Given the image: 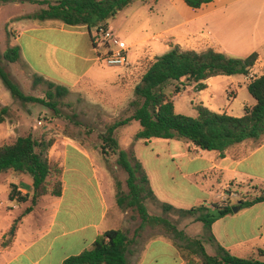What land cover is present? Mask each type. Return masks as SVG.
Returning <instances> with one entry per match:
<instances>
[{"label":"crops","instance_id":"0c3cea01","mask_svg":"<svg viewBox=\"0 0 264 264\" xmlns=\"http://www.w3.org/2000/svg\"><path fill=\"white\" fill-rule=\"evenodd\" d=\"M136 3L108 22L117 36L119 31L115 24L118 21L126 23L124 15L128 11L134 13L139 10ZM14 4L20 6L21 3ZM141 4L144 8L150 5L156 8H146V21L151 35L128 45L129 51L142 45L131 53L130 59L127 55L131 65L140 60H154L160 50L165 54L173 46L197 53L213 49L236 58H246L256 52L258 60L249 76H217L204 82L208 90L214 87L218 79H231L237 90L235 101L240 91H247L240 104L242 113H229L235 103L232 102L225 113L227 115L241 117L245 106L256 104L248 91V85L252 78L264 75V0H213L199 9L188 7L182 0H158L156 3ZM30 15L33 14L21 13L15 18L22 23L30 22ZM33 21L34 24L23 26L18 32V44H10V47H20L19 62L29 71L33 81L41 78L46 85L52 83L64 87L67 96H74L77 102L81 97L85 105L96 110L107 121L119 116L130 105L138 84H130V79L134 78L131 65L128 68L106 67L99 60V51L93 42L94 30L56 20ZM25 35H30L33 41L34 58L41 68L24 56L19 41ZM83 85L93 90L96 98L90 101L83 97ZM190 87L197 90L196 84ZM207 90H197L202 100L200 104L215 112L214 95L206 94ZM52 126L49 122L44 125V129L51 131ZM47 135L54 138L48 158L62 167V194L58 198H45L15 224V219L26 208L9 199V183H14L22 194H28L32 192V182L28 178L9 175L6 183H0H5L7 189L0 194V264H64L67 258L90 249L103 232L121 229L123 222H127L128 211L112 203V197L116 198V188L111 171L103 170L98 165L97 156L101 153L93 146L88 147L79 137L54 135L52 132ZM189 152L195 158L200 157L207 166L184 175L197 176L205 172L218 175L219 186L214 193L219 202H224V188L231 182L264 184V137L259 141L248 140L235 145L225 151L224 157L219 152H215L212 158H204L198 149ZM81 161H85L91 170H79ZM224 178L228 182L222 186ZM148 179L157 202L166 203L158 197L150 176ZM204 205L209 207L210 204L204 200ZM240 211L243 213L240 222H233L230 214L213 224L211 234L216 244L219 234L228 227L231 234L264 239V203ZM148 231L153 230H146L144 241L130 248L127 255L130 264H186L175 240L166 233L151 234ZM224 248L231 253L227 246ZM205 250L207 252L206 247Z\"/></svg>","mask_w":264,"mask_h":264},{"label":"trees","instance_id":"16d2710c","mask_svg":"<svg viewBox=\"0 0 264 264\" xmlns=\"http://www.w3.org/2000/svg\"><path fill=\"white\" fill-rule=\"evenodd\" d=\"M182 1L192 9H199L213 0ZM17 2L47 5L40 12L30 15L29 19L56 20L66 25L86 26L89 30H95L99 25H108L110 20L117 18L122 11L136 2L146 5L156 3L158 0H58L56 3L46 0H0V5ZM101 56L104 57V54L101 53ZM20 57L19 46H9L3 56L0 55V79L3 86L10 92L13 100L23 105L42 104L54 111L58 117L59 112L56 107L67 96V90L48 83L46 94L48 100L26 95L19 83L1 65L2 59L15 64L20 61ZM257 60L256 52L246 58H236L213 49L197 53L173 46L170 51L149 63L140 82L134 88V99L129 105L130 114L109 123L105 132L100 135L102 154L117 156V165L128 176L126 193L122 192L121 183L115 181L117 205L121 210L130 209L137 213L140 224L132 238L122 229L103 232L90 249L67 258L64 264H130L127 255L131 246L138 243V238L146 229L156 228L171 234L175 243L177 241L181 243H177V246L186 264H264L263 250L259 251L261 259L253 257L244 259L216 244L217 254L211 256L207 254L201 240L188 238L168 217L150 214L146 201L157 202V200L143 165L133 152L122 149L115 138L118 129L136 121L140 129L134 136L135 141L147 144L152 139L183 140L189 144L188 151L198 149L219 152L221 157H224L225 151L235 145L248 140H261L264 137V75L251 79L248 91L256 100V104L252 107L245 106L244 115L241 117L216 113L202 104L196 106L195 117L178 114L174 106L175 95L165 92L169 85L183 80L187 82L184 86L196 84L197 90L201 91L206 88L204 82L213 77L249 76ZM42 81L41 78H35L33 85ZM180 92V88L177 87L176 95ZM9 117L10 108L0 105V124L5 123ZM52 144L53 141L45 143L43 140H37L32 133H28L0 146V179L5 175H13L28 178L32 182L30 194H22L14 183H9L11 201L20 205L30 202V206L15 219V224L22 216L31 213L45 198H58L62 194V167L48 158L47 151ZM6 180L3 181L6 183ZM239 202L240 205L227 204L223 207L214 203V212L204 204L191 209H177L166 203L160 204V207L165 215L175 213L180 217H191L195 222H201L205 230L211 234L213 224L233 214V207L240 206V209H246L264 203V184L254 185V193L245 196ZM210 239L216 243L212 234ZM185 252H188L190 257H186ZM193 255L198 256L199 259L191 258Z\"/></svg>","mask_w":264,"mask_h":264},{"label":"rangeland","instance_id":"374dc122","mask_svg":"<svg viewBox=\"0 0 264 264\" xmlns=\"http://www.w3.org/2000/svg\"><path fill=\"white\" fill-rule=\"evenodd\" d=\"M50 3H56L58 0H46ZM137 12H127L124 15L123 20L126 23L117 22L116 28L119 31L118 37L121 38L127 45L135 43L138 39L144 38L145 36L151 35L148 29L146 21V8L154 7L150 5L143 7L139 2L136 3ZM47 5L40 3H21L15 5L14 3L0 5V55L3 56L6 49L12 45H17L16 36L21 31L23 26H30L34 24V21L21 22L15 16L21 13L35 14L45 9ZM156 8V6H155ZM132 14V15H131ZM156 28V25H153ZM157 33V32H154ZM33 35V34H30ZM30 35H25L20 41L24 56L26 59L32 61L33 65L42 67L37 64L34 58V45L33 41L29 38ZM142 45L138 46L141 48ZM134 50L129 51V59L131 53ZM163 50L158 52V57L164 55ZM153 60H140L137 64L131 65V71L133 72V79H130V84H137L140 82L143 73L148 67L149 63ZM1 65L11 75V77L19 83L22 91L26 95L35 96L39 98L47 99L48 86L45 83L33 85V77L29 74V71L20 62L11 64L2 59ZM130 67V66H129ZM43 69V68H42ZM186 81L180 83H174L169 85L165 92L167 94H174V106L175 111L178 114L195 117L197 115L196 106L199 105L202 100L198 94V91L188 86L183 88ZM233 81L231 79L221 78L215 83L212 89L207 90L206 94L214 95V110L218 113H226L232 102H235L229 113L232 115H238L241 112V102L245 99L247 91H240L235 101L234 97L237 93L235 90ZM244 87V85H242ZM132 87V86H131ZM179 87L181 92L176 95V88ZM83 94L85 98L91 101L96 98L93 90L87 89L83 85ZM81 89V90H82ZM239 91V90H238ZM205 95V93H204ZM7 105L10 108V117L5 123L0 124V146L13 142L17 137L23 136L28 133H32L37 140H43L45 143L53 141V137H49L47 134L52 132L54 135H70L79 137L85 142L88 147H95L101 155L97 156L98 165L101 168L110 170L113 175V184L116 188L115 181L121 183L122 192H128L126 185L127 174L117 165V156L112 154H102L100 135L105 132L106 127L109 123L117 120L118 118H124L130 114L129 106L121 112L117 117H114L111 121L104 120L96 110L90 109L88 105H85L83 99L79 97L77 102L74 96H66L61 100L60 105L56 108L59 112L56 117L55 112L51 111L48 107L42 104H27L23 105L12 99L10 92L3 86L0 79V105ZM240 111V112H238ZM112 112V111H111ZM74 113V114H73ZM238 117V116H236ZM52 123L51 131H46L44 125ZM13 126V128H12ZM140 129L138 122L133 121L126 127L120 128L115 132V138L118 140L122 149L131 151L135 157L142 163L143 168L148 176L152 179L153 186L158 194V197L171 204L177 209H191L204 204V200L209 202V207L214 212L213 204L216 203L218 206L223 207L224 204L238 205L240 199L245 196H250L254 193V185L247 182H234L228 184L225 187V196L228 198L227 201L219 202L215 197V189L218 188L219 182L217 181L219 176L208 172L199 174L197 176H185L184 173L199 170L207 166L205 161L202 159L195 158L188 151L189 144L183 140H163V139H152L149 143L142 141H135L134 136ZM53 145V144H52ZM50 149V148H49ZM49 149L47 153L49 152ZM204 158L214 157L215 152L201 151ZM53 162V161H52ZM57 163V162H55ZM59 165V163H57ZM79 170H91L88 164L84 161L79 162ZM8 175L3 176L0 179V183L6 180ZM54 180V179H53ZM53 180L51 182H53ZM228 182L224 178L222 186ZM201 192H200V191ZM220 190V188H219ZM7 191L6 184L0 185V194ZM203 191V192H202ZM30 194V193H28ZM48 198V197H47ZM201 198V200H198ZM203 199V200H202ZM112 203H117L116 198L112 197ZM26 209L30 206V202L21 204ZM40 205V204H39ZM38 205V206H39ZM38 206L34 207L37 208ZM148 211L152 215L166 216L168 219L180 230L185 233L188 238L199 239L203 242V245L207 249V253L211 256L217 254V245L210 239L211 234L205 230V227L200 222H195L191 217H180L175 213L168 215L163 214L160 204L151 200L146 201ZM237 207V206H235ZM25 209V210H26ZM33 209V210H34ZM128 216L127 222H123V228L125 232L132 238L135 234V230L140 224V220L137 213L130 209H127ZM125 216V217H126ZM233 222H240L243 213L240 211L233 212L231 214ZM242 216V217H241ZM149 230V229H146ZM146 230L144 232H146ZM151 230V229H150ZM149 233H165L162 229L156 228ZM144 232L138 238V242L144 241ZM147 234V233H146ZM169 235L172 239L173 236ZM227 235V236H226ZM243 235L231 234L230 228L222 230L219 234L218 244L223 247H228L231 254L249 259L251 257L261 259L259 251H264V239L257 238H243ZM176 243L181 244L179 241ZM132 247V246H131ZM186 257L190 254L185 252ZM198 260L199 257L193 255L191 257ZM171 263V260L169 261Z\"/></svg>","mask_w":264,"mask_h":264},{"label":"built area","instance_id":"2783aa9c","mask_svg":"<svg viewBox=\"0 0 264 264\" xmlns=\"http://www.w3.org/2000/svg\"><path fill=\"white\" fill-rule=\"evenodd\" d=\"M95 48L99 51V60L109 68H128L129 46L119 38L108 25H99L94 30ZM104 54V57L101 56ZM228 199L225 197L224 201Z\"/></svg>","mask_w":264,"mask_h":264},{"label":"water","instance_id":"95a60500","mask_svg":"<svg viewBox=\"0 0 264 264\" xmlns=\"http://www.w3.org/2000/svg\"><path fill=\"white\" fill-rule=\"evenodd\" d=\"M238 205H240V202H238ZM232 210L233 212H238L240 210V206L233 207Z\"/></svg>","mask_w":264,"mask_h":264}]
</instances>
